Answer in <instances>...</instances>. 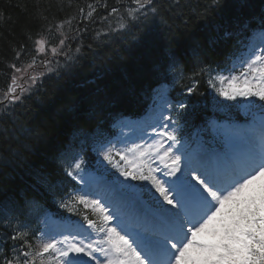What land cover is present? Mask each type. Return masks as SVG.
Returning a JSON list of instances; mask_svg holds the SVG:
<instances>
[{
  "label": "trees",
  "instance_id": "1",
  "mask_svg": "<svg viewBox=\"0 0 264 264\" xmlns=\"http://www.w3.org/2000/svg\"><path fill=\"white\" fill-rule=\"evenodd\" d=\"M92 3L128 6L127 0H0V96L15 69L33 60L36 41H45L47 53L60 41L69 50L65 68L0 120L1 256L19 245L10 235L35 249L30 214L35 207L54 210L47 189L55 197L58 187L73 186L55 169L74 137L105 132L113 116L143 108V98L169 70L180 76L181 89L196 82L189 96L176 100L187 105L183 119L197 118L210 98L207 71L227 68L237 40L264 28V0H152L144 17L129 20L122 11L110 18L114 24L103 20L107 8L84 22L81 12ZM164 61L169 66L159 69Z\"/></svg>",
  "mask_w": 264,
  "mask_h": 264
},
{
  "label": "snow or ice",
  "instance_id": "2",
  "mask_svg": "<svg viewBox=\"0 0 264 264\" xmlns=\"http://www.w3.org/2000/svg\"><path fill=\"white\" fill-rule=\"evenodd\" d=\"M134 2L137 9H142L152 0ZM261 40L260 50H250L239 76L219 78L217 91L225 100L255 97L264 101V31ZM36 44L37 52L45 53V41L40 39ZM51 51L57 53L55 47ZM36 79L31 77L33 82ZM17 86L14 75L5 99L10 95L13 101L20 98L16 95ZM178 107L183 109L184 105ZM260 108L264 111V104ZM232 134L240 136L239 143L230 144L223 153H204L191 166H182L181 155L173 153L177 138L172 132L160 131L161 139L148 150L138 151L137 145L128 150L131 156L117 152L115 155L125 162L123 167L114 160L110 149L104 151L103 159L125 180L151 185L148 192L155 206L154 220L160 226L158 237L133 234L99 199L88 201L80 197L78 203L99 217V224L87 215L84 219L88 228L104 234V246L100 247V242L85 243L83 239L77 242L71 233L63 235V239L49 238L36 252L42 258L41 264L46 256L55 264H102L97 252L106 257L104 264H264V116L258 134L254 130ZM165 139L171 141L167 146ZM150 157L158 158L161 168L153 169L147 163ZM74 167L80 170L81 165L77 162ZM158 171L161 175L156 174ZM78 174L79 171H67L74 180ZM122 187L144 191L131 184Z\"/></svg>",
  "mask_w": 264,
  "mask_h": 264
},
{
  "label": "rangeland",
  "instance_id": "3",
  "mask_svg": "<svg viewBox=\"0 0 264 264\" xmlns=\"http://www.w3.org/2000/svg\"><path fill=\"white\" fill-rule=\"evenodd\" d=\"M118 3V2H117ZM134 7H135V9H136V11L138 10L137 9V5L135 4V2H134V0H132V3H131ZM92 7L90 8L89 7V9L85 12V13H83V17L85 18V19H89L91 16H89L88 15V13H89V11H91L92 12V14L94 13V11H95V9H97L99 6L102 8L103 6L102 5H91ZM136 11H132V12H136ZM132 12H129V13H127L128 15H127V17H132ZM134 16V15H133ZM65 47L66 46H64V44H62L61 45V43L59 44V46L56 48L57 49V53L56 54H53L52 53V51H50V54H49V57H52L51 58V64L52 63H55V67L60 63V60H62V59H64V54L67 52V51H65L64 49H65ZM52 49V48H51ZM250 53V52H249ZM249 53L247 52V55L245 56H243L241 59H239L238 61H235L232 65H233V67H234V69H239V68H241L242 66H245L246 67V65H244V61H245V59L247 58V56L249 55ZM39 55H41V56H44V53L43 54H41V53H39ZM46 58V57H45ZM44 57L42 58H39V59H36V60H34L35 61V63L33 64V66L32 67H28V65L29 64H32V62H30L25 68H23L24 69V71H22V72H17V80H20V79H22L24 76H26L27 77V79L28 80H30L31 82L29 83V84H26L25 85V87L23 88V89H25V90H27V89H29L30 87H32V86H35L36 84H37V82H38V80L40 79V78H45V77H47V76H49L50 75V73L52 72V70L55 68H53L52 67V65H49V63H48V61L47 60H44L45 59ZM38 62H41V63H43L44 65L40 68V66H38ZM32 76H35L37 79H36V81L35 82H33L32 80H31V77ZM213 81V80H212ZM215 88H214V94H215V96L216 97H218L217 99V101H220V102H224V101H226L223 97H221L219 94H218V91H217V89L220 87V85H219V79L215 82V86H214ZM26 92V91H25ZM253 98H255V97H253ZM253 98H251L250 100L249 99H243V98H238L237 100H235L234 102H239L240 103V105H246V104H248L247 105V108H250L251 107V105H252V100H253ZM4 101H5V96H4ZM251 101V102H250ZM250 102V103H249ZM156 111H157V109H156ZM156 111H152V115H155V114H157L156 113ZM247 112V111H246ZM105 165H107V166H109V167H113L112 165H109L108 164V162H106L105 163ZM79 175H82V173H79ZM90 179H95L96 180V178H95V176L94 175H90V177H88V173H86V177H85V180H84V186H83V188L81 189V191H80V195H81V197H83L85 200H88V201H91V200H93V199H98V198H96L95 196H93V187L90 185V183H89V180ZM115 184L117 183V182H114ZM106 193V192H105ZM104 193V194H105ZM118 195V194H117ZM102 198H100L99 200H101ZM49 238H51V234H50V232H49V230H48V228H46L45 230H44V233L42 234V239H43V241L42 242H45L47 239H49ZM53 238V237H52ZM43 264H55V261H54V259H52L51 257H47V259L45 260V261H43Z\"/></svg>",
  "mask_w": 264,
  "mask_h": 264
},
{
  "label": "bare ground",
  "instance_id": "4",
  "mask_svg": "<svg viewBox=\"0 0 264 264\" xmlns=\"http://www.w3.org/2000/svg\"><path fill=\"white\" fill-rule=\"evenodd\" d=\"M117 1H119V2H121V0H117ZM83 14V13H82ZM81 14V15H82ZM128 14H126V16H127ZM133 17V16H132ZM169 66V63H168V61H164L163 63H162V67H160L159 69H165V68H167ZM91 73H93V75H95V76H97L98 78L100 77V76H102L103 75V73L101 72V73H98V70H93ZM99 75V76H98ZM164 77H160V80H162Z\"/></svg>",
  "mask_w": 264,
  "mask_h": 264
}]
</instances>
